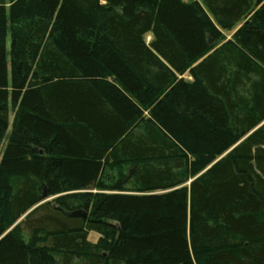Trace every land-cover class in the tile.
<instances>
[{
    "label": "trees",
    "instance_id": "trees-1",
    "mask_svg": "<svg viewBox=\"0 0 264 264\" xmlns=\"http://www.w3.org/2000/svg\"><path fill=\"white\" fill-rule=\"evenodd\" d=\"M0 264H264V0H0Z\"/></svg>",
    "mask_w": 264,
    "mask_h": 264
},
{
    "label": "rangeland",
    "instance_id": "rangeland-1",
    "mask_svg": "<svg viewBox=\"0 0 264 264\" xmlns=\"http://www.w3.org/2000/svg\"><path fill=\"white\" fill-rule=\"evenodd\" d=\"M184 2H189L191 0H183ZM242 22L238 23L236 25L235 28H233L231 31H223L222 34H223V39H224V42L227 41V40H230L232 39L233 37V34L234 32L236 31V29L241 25ZM183 79L185 80H190L189 76L187 74H184L182 76ZM11 129H12V116L9 115V127H8V130H7V133L5 135V139L8 138V136L10 135V132H11ZM96 191H92V193H95ZM99 239V236L93 232H90L87 236V240L88 242L92 243V244H95Z\"/></svg>",
    "mask_w": 264,
    "mask_h": 264
},
{
    "label": "water",
    "instance_id": "water-1",
    "mask_svg": "<svg viewBox=\"0 0 264 264\" xmlns=\"http://www.w3.org/2000/svg\"><path fill=\"white\" fill-rule=\"evenodd\" d=\"M46 195L45 194H43L42 196H41V201L44 203V202H46ZM72 217H80V218H82V220H86V213L85 212H83L82 210H80V211H75V212H73V213H71L70 214Z\"/></svg>",
    "mask_w": 264,
    "mask_h": 264
}]
</instances>
